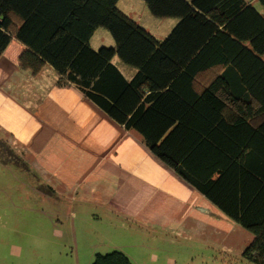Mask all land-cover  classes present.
<instances>
[{"label":"trees","instance_id":"obj_1","mask_svg":"<svg viewBox=\"0 0 264 264\" xmlns=\"http://www.w3.org/2000/svg\"><path fill=\"white\" fill-rule=\"evenodd\" d=\"M118 0H0V55L49 64L107 118L140 136L179 181L250 235L242 256L264 264V0H143L161 38ZM255 3H258L257 6ZM106 29L111 44H91ZM132 67L127 77L113 58ZM90 264H132L120 250Z\"/></svg>","mask_w":264,"mask_h":264},{"label":"rangeland","instance_id":"obj_2","mask_svg":"<svg viewBox=\"0 0 264 264\" xmlns=\"http://www.w3.org/2000/svg\"><path fill=\"white\" fill-rule=\"evenodd\" d=\"M117 4L145 23L157 37H163L176 21L175 17H162L156 23L143 0H118ZM257 8L264 12V5ZM99 30L104 32L101 41L112 42L106 29ZM39 75L46 79L45 72ZM128 133L140 141L138 134ZM22 146L0 131V220L16 224L10 235L21 247L18 258L9 256L3 264H43L19 259L42 255L46 249L50 255H62L58 263L50 260L47 264H66L69 257L76 255L80 264L83 255L86 260L91 255V262L96 252L114 249L125 253L132 264H254L241 254L251 235L204 197L193 194L175 215L158 212L150 201H144L129 209L131 215L126 217L115 213L106 202L82 194L79 184H58L57 176L43 171L47 163L42 162L40 150ZM120 152L130 153V158L145 168L140 176L146 181L135 188L140 196L147 197L153 190V198L158 202L179 203L185 195L183 189L145 159L133 142L125 141ZM103 186L98 188L106 190Z\"/></svg>","mask_w":264,"mask_h":264},{"label":"crops","instance_id":"obj_3","mask_svg":"<svg viewBox=\"0 0 264 264\" xmlns=\"http://www.w3.org/2000/svg\"><path fill=\"white\" fill-rule=\"evenodd\" d=\"M152 22L155 24L154 20ZM141 24L149 29L145 23ZM103 34L99 29L94 32L90 42L97 45L92 44L93 47L101 43H112L101 41ZM152 34L157 37L153 31ZM22 48L23 45L19 41L11 39L0 55V131L8 134L16 145L40 150L42 162L47 163L46 167L42 168L43 171L57 176L58 184L67 187L70 182L79 184L82 194H90L106 202L115 213L124 214L126 217L131 215L129 209L138 207L139 203L144 201H150L152 208L158 212L165 211L175 215L193 194L199 195L164 168L141 141L134 139L129 135V131L85 100L79 91L71 86L56 85V73L49 64H44L41 71L39 70V74L45 72L46 79L38 72L33 74L28 69L19 67L17 57ZM113 61L125 76L132 74L131 67H122V63L115 57ZM125 141L129 144L133 142L145 159L162 169L183 189L185 195L179 198L177 205L158 202L153 198V190L148 192L147 197L140 196V191H135L141 182L146 181L140 176L145 168L141 162L131 159L130 153L120 152V146ZM100 158L103 159L100 161ZM103 184L106 190L98 188ZM15 227L16 224L0 220V264L5 263L9 256H19L21 247L16 244L17 239L10 235L15 232ZM61 256H57L56 252L50 255L46 249L42 255H26L19 261L47 264L52 260L58 263ZM91 258L89 255L86 260L83 255L82 264H89ZM66 264H80L77 255L69 257Z\"/></svg>","mask_w":264,"mask_h":264}]
</instances>
